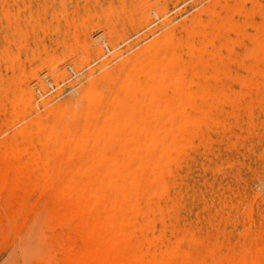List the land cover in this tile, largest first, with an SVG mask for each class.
<instances>
[{"label": "rangeland", "instance_id": "obj_1", "mask_svg": "<svg viewBox=\"0 0 264 264\" xmlns=\"http://www.w3.org/2000/svg\"><path fill=\"white\" fill-rule=\"evenodd\" d=\"M263 149L264 0H0V264H264Z\"/></svg>", "mask_w": 264, "mask_h": 264}, {"label": "bare ground", "instance_id": "obj_2", "mask_svg": "<svg viewBox=\"0 0 264 264\" xmlns=\"http://www.w3.org/2000/svg\"><path fill=\"white\" fill-rule=\"evenodd\" d=\"M195 10H196V9H195ZM116 11H118V10H116ZM129 14H130V13H129ZM135 19H136V18H135ZM127 21H128V20H127ZM233 22H234V21H233ZM235 22H236V21H235ZM237 23H238V22H237ZM68 25H69V24H68ZM122 25H123V24H122ZM70 26H71V24H70ZM19 31H20V30H19ZM251 32H252V31H251ZM251 32H250V33H251ZM135 33H136V32H135ZM252 33H253V32H252ZM253 34L255 35V33H253ZM242 37H243V36H242ZM76 38H77V37H76ZM129 38H130V37H129ZM129 38H128V39H129ZM128 39H127V40H128ZM262 42H263V41H262ZM88 44H89V43H88ZM93 45H94V44H92V46H93ZM95 45H96V44H95ZM84 51H85V50H84ZM95 53H96V52H95ZM101 55H102V54H101ZM86 57H87V55H86ZM255 59H256V58H255ZM84 60H85V59H84ZM137 61H138V60H137ZM102 63H103V62H102ZM49 65H50V64H49ZM246 72H247V70H246ZM99 76H100V75H99ZM101 78H102V77H101ZM80 82H81V81H80ZM154 85H155V84H154ZM84 88H85V87H84ZM80 90H81V89H80ZM87 91H89V90H87ZM95 92H96V91H95ZM100 92H101V91H100ZM114 94H115V93H114ZM97 95H99V94H97ZM70 96H71V95H70ZM106 96H107V95H106ZM106 96H105V97H106ZM114 96H115V95H114ZM26 97H27V96H26ZM28 98H29V97H28ZM27 100H28V99H27ZM88 100H89V99H88ZM88 100H86V101H88ZM91 104H92V102H91ZM102 104H103V103H102ZM120 105H121V104H120ZM77 111H78V110H77ZM2 114H3V113H2ZM108 114H109V113H108ZM74 117H75V116H74ZM86 119H87V118H86ZM109 119H110V118H109ZM71 121H72V120H71ZM83 122H84V121H83ZM98 122H99V121H98ZM66 123H67V122H66ZM91 124H92V123H91ZM125 125H126V124H125ZM80 126H81V124H80ZM87 126H88V125H87ZM49 128H50V127H49ZM90 128H91V127H90ZM11 129H12V128H11ZM18 129H19V128H18ZM80 130H81V128H80ZM66 131H67V129H66ZM166 131H167V130H166ZM59 132H60V131H58V133H59ZM162 132H163V131H162ZM169 133H170V132H169ZM171 133H172V132H171ZM22 134H23V133H22ZM115 134H116V133H115ZM83 135H84V134H83ZM84 136H86V135H84ZM226 137H227V136H226ZM56 140H57V139H56ZM20 141H21V140H20ZM91 141H92V140H91ZM96 141H97V140H96ZM100 141H101V140H100ZM92 142H93V141H92ZM101 142H103V141H101ZM148 142H149V141H148ZM20 143H21V142H20ZM64 144H65V143H64ZM82 145H83V144H82ZM63 146H64V145H63ZM63 146H62V147H63ZM202 146H203V145H202ZM23 147H24V146H23ZM142 147H143V146H142ZM67 149H68V148H66V150H67ZM91 149H92V148H91ZM170 149H171V148H170ZM263 150H264V149H263ZM75 151H77V150H75ZM141 152H142V151H141ZM56 153H57V152H56ZM58 153H59V151H58ZM84 155H86V153H85ZM89 155H90V154H89ZM141 156H142V154H141ZM76 158H77V157H76ZM142 158H143V157H142ZM144 158H146V157H144ZM146 160H147V159H146ZM147 162H149V161L147 160ZM84 164H86V163H84ZM88 164H89V163H88ZM76 165H77V164H76ZM86 165H87V164H86ZM235 169H236V168H235ZM108 170H109V169H108ZM78 172H79V171H78ZM160 173H161V172H160ZM50 174H51V173H50ZM146 174H148V173H146ZM149 174H150V173H149ZM152 174H153V173H152ZM158 174H159V173H158ZM50 176H51V175H50ZM86 176H88V175H86ZM147 176H148V175H147ZM237 176H238V175H237ZM153 177H155V175H154ZM47 178H48V176H47ZM50 178H51V177H50ZM74 179H75V178H74ZM75 180H76V179H75ZM162 180H163V179H162ZM203 181H204V180H203ZM96 182H97V181H96ZM89 183H90V182H89ZM114 184H115V183H114ZM123 184H124V183H123ZM93 185H96V184L93 183ZM98 185H99V184H98ZM97 187H98V186H97ZM227 187H228V186H227ZM77 188H78V187H77ZM70 189H71V188H70ZM74 189H75V188H74ZM23 190H24V192H25V189H23ZM131 190H133V189H131ZM131 190H130V191H131ZM22 192H23V191H22ZM79 193H80V192H79ZM17 194H18V193H17ZM79 197H80V196H79ZM82 197H83V196H82ZM56 198H57V197H56ZM89 198H90V197H89ZM58 199H60V196H59ZM93 200H94V199H93ZM134 200H135V199H134ZM62 202H63V201H62ZM100 202H101V201H100ZM83 203H84V202H83ZM43 205H44V204H43ZM100 207H101V206H100ZM104 207H105V206H104ZM104 207H103V209H105V211H107V210H106V207H105V208H104ZM109 207H110V206H109ZM109 207H107V208L110 209ZM112 209H114V208L112 207ZM2 212H3V209H2ZM113 212H114V211H113ZM242 213H243V212H242ZM75 214H76V213H75ZM71 216H72V215H71ZM203 216H204V215H203ZM226 216H227V215H226ZM79 217H80V216H79ZM101 217H102V216H101ZM83 224H84V223H83ZM66 226H67V225H66ZM72 226H73V225H72ZM87 227H88V226H87ZM95 229H96V228H95ZM99 231H100V230H99ZM238 233H239V232H238ZM242 233H243V232H242ZM104 234H105V233H104ZM243 234H244V233H243ZM245 235H246V234H245ZM126 236H127V235H126ZM245 237H246V236H245ZM60 238H61V240H63L62 237H60ZM126 238H127V237H126ZM250 238H251V237H250ZM129 239H130V238H129ZM129 239H128V240H129ZM252 239H253V238H252ZM86 241H87V240H86ZM81 244H82V243H81ZM242 244H243V243H242ZM143 246H144V245H143ZM187 247H188V246H187ZM256 247H257V246H256ZM261 247L264 248V246H261ZM261 247H260V248H261ZM258 248H259V247H258ZM258 248H257V249H258ZM260 248H259V249H260ZM244 251H247V250H244ZM127 252H128V251H127ZM241 252H243V251H241ZM248 252H249V251H248ZM248 252H247V253H248ZM133 253H134V252H132V254H133ZM250 253H251V252H250ZM53 255H55V253H54ZM53 255H52V256H53ZM92 256H93V255L91 254V256H89L88 259L93 258ZM123 258H124V257H123ZM238 258H239V257H238ZM80 259H81V258H80ZM149 260H150V259H149ZM158 260H160V259H158ZM253 260H254V259H253ZM152 261H153V260H152ZM241 261H242V260H241ZM244 261H245V260H244ZM244 261H243V262H244ZM94 262L96 263L95 259H94Z\"/></svg>", "mask_w": 264, "mask_h": 264}]
</instances>
